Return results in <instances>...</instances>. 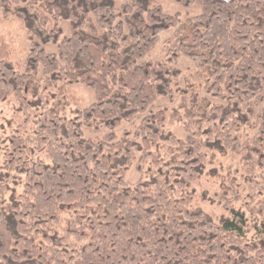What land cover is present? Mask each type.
<instances>
[{
  "label": "trees",
  "instance_id": "trees-1",
  "mask_svg": "<svg viewBox=\"0 0 264 264\" xmlns=\"http://www.w3.org/2000/svg\"><path fill=\"white\" fill-rule=\"evenodd\" d=\"M167 1L197 14L182 20L161 0H0L28 43L17 68L0 35V100L18 99L1 168L22 186L9 200L0 186V264H264V217L249 237L234 183L211 197L194 188L207 149L239 154L251 181L264 176V0ZM169 30L165 59L145 61ZM182 57L226 102L208 111L193 101L182 126L196 143L167 133L166 111L150 110L173 95ZM76 85L92 92L89 106L73 116L49 108L53 98L69 106ZM243 126L255 131L244 141ZM84 129L105 133L91 139ZM197 197L224 214L192 207Z\"/></svg>",
  "mask_w": 264,
  "mask_h": 264
},
{
  "label": "rangeland",
  "instance_id": "rangeland-1",
  "mask_svg": "<svg viewBox=\"0 0 264 264\" xmlns=\"http://www.w3.org/2000/svg\"><path fill=\"white\" fill-rule=\"evenodd\" d=\"M161 3L165 12L171 15L179 13L182 20L197 14L193 9H184L180 5L167 0H161ZM63 27L67 33L68 24L63 23ZM172 32V30H169L160 35V44L149 54L145 61L155 63L162 62L165 59L164 44L172 35ZM0 35L4 37L10 47L11 62L17 68L22 69V64L28 54V43L22 23L16 18H5L0 12ZM46 49L48 52H55V48L51 45L47 46ZM173 67L180 72L177 84L173 85V95L158 98L150 107V110L153 112L166 111L164 130L167 133H171L184 143H196L197 139L185 132L182 126V122L190 119L188 111L192 109L193 101L203 104L202 106L206 107L208 111L213 106L226 105V102L216 99L206 92L205 84L209 80V74L197 70L188 59L180 58ZM65 97L69 102V106L65 105V99L53 98L49 108L55 113L65 112L67 115L73 116V110L76 107L86 108L93 102L92 92L81 85L69 87ZM17 107L18 99L14 96L0 100V186L5 188V199L7 200L14 194L18 196L22 193V186L13 179V173L1 168L9 147L8 138L15 128L14 121L17 116ZM262 107H264V104ZM142 118L143 116H137L128 122H123L116 130L117 137L120 138L124 132L133 133ZM249 127L243 126L241 128L242 141L254 134L255 131ZM83 132L85 137L91 139L100 138L105 133L104 131L96 132L88 129H84ZM206 153L207 161L204 173L194 185L197 196L211 197L219 192L221 188L227 186L229 182L234 183L236 190L239 192L240 200L233 203V205L236 209H241L245 213L249 225L248 236L251 237L254 233L252 230L253 224L260 222L264 217V176L261 178L256 177L251 181L245 174V170H243L240 155L235 152L207 149ZM147 168L146 166L145 169ZM139 178L140 174L136 171L134 164L128 170L125 180L133 185ZM192 207L206 212L213 218H218L224 214L221 207L210 204L203 197L194 199Z\"/></svg>",
  "mask_w": 264,
  "mask_h": 264
}]
</instances>
